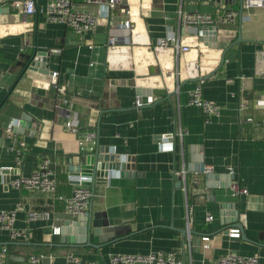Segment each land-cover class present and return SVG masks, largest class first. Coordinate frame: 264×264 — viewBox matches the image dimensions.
Segmentation results:
<instances>
[{
	"label": "crops",
	"instance_id": "crops-1",
	"mask_svg": "<svg viewBox=\"0 0 264 264\" xmlns=\"http://www.w3.org/2000/svg\"><path fill=\"white\" fill-rule=\"evenodd\" d=\"M34 1L36 13L27 20L9 3L0 7V211L16 212L14 230L26 235L1 231L0 255L7 250L11 262L43 255V264H67L75 254L82 262L111 264L116 254L163 252L181 264H209L235 254L258 256L264 264V106L257 105L264 100V75L255 74L256 56L264 52V7L183 0V13L216 21L210 26L215 34L209 31L203 41L195 26L181 24V0H124L83 37L47 19L50 0ZM73 4L98 14L83 0ZM233 10L240 14L237 22H222ZM111 37L120 40L114 49ZM169 37L175 40L158 52V41ZM177 43L190 50L178 51ZM36 50L49 61L31 68ZM53 72L64 91L53 88ZM198 85L203 98L220 107L219 117L208 121L190 105ZM73 118L81 132L95 133L93 151L82 149L80 135L67 130ZM12 124L23 127L10 135ZM99 147L124 158L126 170L95 187L75 184L77 170ZM45 160L68 203L12 186ZM233 182L248 194L233 196ZM43 212L50 217H30ZM65 213L75 216L72 238L86 235L77 217L87 213L102 227L91 237L94 247L63 246L54 231ZM234 230L240 238L230 236Z\"/></svg>",
	"mask_w": 264,
	"mask_h": 264
},
{
	"label": "built area",
	"instance_id": "built-area-1",
	"mask_svg": "<svg viewBox=\"0 0 264 264\" xmlns=\"http://www.w3.org/2000/svg\"><path fill=\"white\" fill-rule=\"evenodd\" d=\"M88 5H95L98 7V14L93 15L90 12L86 11H78L74 9L73 0H50L47 4L45 15L47 19L52 23H57L64 25L70 28L76 36L83 37L86 33L94 30L101 18H107L111 14V12L118 7L122 6L124 0H83ZM182 2L180 6V21L183 26H189L196 28V31L199 32L200 26H213L215 24V20L211 15L201 14V13H193L187 14L182 12ZM10 4L15 10L23 16L24 20H27L29 16H32L36 13V3L34 0H0V7H3L7 4ZM244 7L246 9L251 8H263L264 0H245ZM131 12L128 11L127 14ZM240 14L238 11H227L224 16L221 18L222 22L226 23H236ZM126 28L131 27V21L127 20L124 23ZM171 40H175L174 38H166L158 41L156 46V50L161 52L169 46ZM120 40L116 37L109 38L108 47L110 49H114L117 47ZM177 50L188 52L190 50L189 47H180L177 43ZM255 74L257 76L264 75V52H259L256 56L255 62ZM59 72H53L51 77L53 79L52 86L59 92L64 91V89L60 86L59 82L56 81L59 77ZM190 105L201 109L208 118V121L211 120L212 117L220 116V107L211 101L205 100L202 94V87L198 85L194 90L190 93ZM65 106L68 105L67 100H63L62 102ZM258 106H264V100L257 101ZM16 126L15 124L10 125L6 132L10 135H13V128ZM65 126L69 132L72 134L80 135V146L82 149L88 148L90 151L95 149L96 145V135L94 132H81L78 123L74 120V118L65 123ZM25 147L24 143H21L16 147V156L18 159V166L22 164L21 157L23 155V149ZM4 169V168H3ZM211 169L207 168L205 170L206 173L210 172ZM229 175L234 177L235 171L234 169H229ZM12 186L17 190H26V191H43L49 192L53 194L54 200L60 201L63 203H68L69 198H66L58 193V184L55 179V172L50 169V161L45 160L44 163L30 176V177H19L12 182ZM230 190L233 196L246 195L248 191L246 189H242L237 182H233L230 186ZM49 218L50 214L48 212L43 213H32L31 218L37 219L39 217ZM214 217L212 215L207 216V221H213ZM16 220V212H7L0 211V232L3 230H7L11 232L12 237H26L24 234H20L19 232L14 230V223ZM54 233L56 235L61 234L60 228H56ZM230 236L234 238H240V232L238 230H234L230 233ZM205 244V248H209L207 242H209L210 238L203 239ZM7 250L3 251V254L0 255V264H43L45 257L43 255H32L28 260L24 262H11V260L7 257ZM111 264H181L180 260H178L177 256L174 253H152L149 255H139V254H116L110 257ZM67 264H101L98 261H89L82 262L75 254H69L67 256ZM209 264H260V259L258 256L252 257H243L235 254H228L223 256L219 260L214 263Z\"/></svg>",
	"mask_w": 264,
	"mask_h": 264
},
{
	"label": "water",
	"instance_id": "water-1",
	"mask_svg": "<svg viewBox=\"0 0 264 264\" xmlns=\"http://www.w3.org/2000/svg\"><path fill=\"white\" fill-rule=\"evenodd\" d=\"M213 2L225 5L228 3V0H214ZM8 11H10V9H8ZM198 29L200 32L199 34H200L201 40L205 41L209 31H212V33L215 34L214 30L216 28L204 25V26H200ZM45 60L46 62L49 61L48 54L44 52H38L36 50L34 52L32 61L30 62L29 66L31 65V68L39 67L40 65H38V62L45 61ZM19 126H14L13 128L14 133H18L20 131V128L23 127V126H20L19 128ZM93 156L94 157L96 156V160H94V163L96 161L95 172L90 168L91 157ZM122 160H124V158H121L120 156H117L115 154H110L108 151L104 150V148L99 147L97 151L95 152V154L87 157L85 164L77 170L79 175L81 176H80L79 181H75L74 183L94 186V187L96 184H105L106 183L105 181H107V179L115 175L114 173L115 170L120 171V168H122L123 171L126 170L127 168L126 163L122 162ZM126 160H129V158H127ZM121 175H124V172H121ZM77 218L78 220H83L85 222L86 235H84L82 238H72L71 237V235L74 233L73 227L71 226L73 224V220L75 219V216L73 214L65 213V214H60L59 216H57L58 227L60 228V231H61L63 246L71 247V248L80 247V246L81 247L83 246L94 247V245L90 241L91 237H94L95 235L97 236L98 234H100L101 230H98V229L102 227L100 225H97V222L94 221L90 213H87L86 216H84L83 218H80V217H77Z\"/></svg>",
	"mask_w": 264,
	"mask_h": 264
},
{
	"label": "trees",
	"instance_id": "trees-1",
	"mask_svg": "<svg viewBox=\"0 0 264 264\" xmlns=\"http://www.w3.org/2000/svg\"><path fill=\"white\" fill-rule=\"evenodd\" d=\"M63 196V195H62ZM64 197H66V196H64ZM66 198H68V197H66ZM61 203H63V202H61ZM64 204V203H63Z\"/></svg>",
	"mask_w": 264,
	"mask_h": 264
}]
</instances>
